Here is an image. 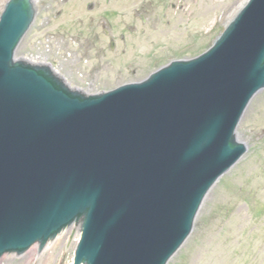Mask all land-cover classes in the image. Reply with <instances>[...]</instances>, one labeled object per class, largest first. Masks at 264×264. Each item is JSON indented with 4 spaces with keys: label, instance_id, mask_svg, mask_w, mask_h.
Segmentation results:
<instances>
[{
    "label": "water",
    "instance_id": "obj_1",
    "mask_svg": "<svg viewBox=\"0 0 264 264\" xmlns=\"http://www.w3.org/2000/svg\"><path fill=\"white\" fill-rule=\"evenodd\" d=\"M36 12L10 0L0 19V258L76 223L75 264H167L246 152L236 129L264 88V0L201 57L100 96L15 61Z\"/></svg>",
    "mask_w": 264,
    "mask_h": 264
},
{
    "label": "rangeland",
    "instance_id": "obj_2",
    "mask_svg": "<svg viewBox=\"0 0 264 264\" xmlns=\"http://www.w3.org/2000/svg\"><path fill=\"white\" fill-rule=\"evenodd\" d=\"M7 1L0 0V15ZM38 1L41 12L16 58L55 63L64 75L75 74V84L81 82L75 71L81 66L86 70L92 67L98 87L92 92L140 81L174 59L203 53L240 2ZM146 11L148 21L143 25L140 15ZM112 19L116 22L110 27ZM106 30L110 36L104 34ZM111 40L120 48L111 50ZM78 43L82 47L76 48ZM238 137L247 145V154L214 186L192 235L169 264H264V91L251 102L239 124ZM75 231L57 238L41 255L35 247L24 257H5L0 264H72L78 235L68 244Z\"/></svg>",
    "mask_w": 264,
    "mask_h": 264
},
{
    "label": "bare ground",
    "instance_id": "obj_3",
    "mask_svg": "<svg viewBox=\"0 0 264 264\" xmlns=\"http://www.w3.org/2000/svg\"><path fill=\"white\" fill-rule=\"evenodd\" d=\"M246 1L247 0H240V2L238 3V5H236L234 8L231 9L230 14L228 16L227 22L230 21L234 17V15L237 13V11H239L242 8V6L246 3ZM54 248L55 247H52L51 249H54ZM46 263H47V261H46Z\"/></svg>",
    "mask_w": 264,
    "mask_h": 264
},
{
    "label": "flooded vegetation",
    "instance_id": "obj_4",
    "mask_svg": "<svg viewBox=\"0 0 264 264\" xmlns=\"http://www.w3.org/2000/svg\"><path fill=\"white\" fill-rule=\"evenodd\" d=\"M143 16V15H142Z\"/></svg>",
    "mask_w": 264,
    "mask_h": 264
}]
</instances>
